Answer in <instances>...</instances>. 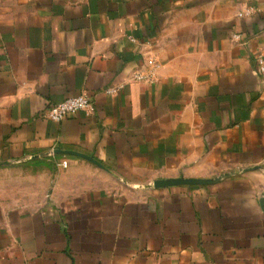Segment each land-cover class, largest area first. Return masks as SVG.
I'll return each mask as SVG.
<instances>
[{
	"label": "crops",
	"instance_id": "obj_1",
	"mask_svg": "<svg viewBox=\"0 0 264 264\" xmlns=\"http://www.w3.org/2000/svg\"><path fill=\"white\" fill-rule=\"evenodd\" d=\"M258 57L264 0H0V264H264Z\"/></svg>",
	"mask_w": 264,
	"mask_h": 264
},
{
	"label": "built area",
	"instance_id": "obj_2",
	"mask_svg": "<svg viewBox=\"0 0 264 264\" xmlns=\"http://www.w3.org/2000/svg\"><path fill=\"white\" fill-rule=\"evenodd\" d=\"M236 39L240 38V34L234 35ZM258 64L260 71H264V60L262 57H258ZM137 79L141 80L143 79L142 75L138 74L136 76ZM118 87H110L107 91L110 94L117 93ZM93 107V101L91 98L85 94L73 96V97H67L63 101L59 103H51L48 107L47 115L50 119L55 121H61L65 117L69 115H73L79 111L91 109ZM69 150V149H67ZM51 155H54V152L51 153ZM61 167H67L68 166V160L67 158H63L57 163Z\"/></svg>",
	"mask_w": 264,
	"mask_h": 264
},
{
	"label": "water",
	"instance_id": "obj_3",
	"mask_svg": "<svg viewBox=\"0 0 264 264\" xmlns=\"http://www.w3.org/2000/svg\"><path fill=\"white\" fill-rule=\"evenodd\" d=\"M59 152H60V153H63V154H66V155H67V154L74 153V151H71V150H64V151H63V150H60ZM79 154H80V153H79Z\"/></svg>",
	"mask_w": 264,
	"mask_h": 264
}]
</instances>
